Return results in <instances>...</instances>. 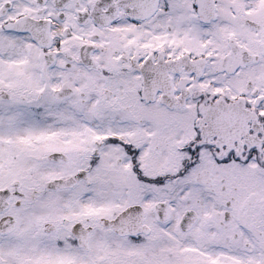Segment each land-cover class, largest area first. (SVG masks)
Returning a JSON list of instances; mask_svg holds the SVG:
<instances>
[{
    "label": "snow or ice",
    "instance_id": "obj_1",
    "mask_svg": "<svg viewBox=\"0 0 264 264\" xmlns=\"http://www.w3.org/2000/svg\"><path fill=\"white\" fill-rule=\"evenodd\" d=\"M0 264H264V0H0Z\"/></svg>",
    "mask_w": 264,
    "mask_h": 264
}]
</instances>
